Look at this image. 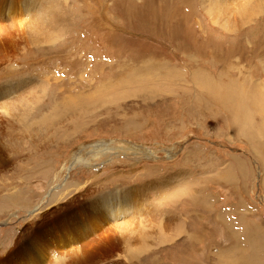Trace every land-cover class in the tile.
I'll return each mask as SVG.
<instances>
[{
    "label": "rangeland",
    "instance_id": "374dc122",
    "mask_svg": "<svg viewBox=\"0 0 264 264\" xmlns=\"http://www.w3.org/2000/svg\"><path fill=\"white\" fill-rule=\"evenodd\" d=\"M255 1L257 12L242 9L251 0H0V256L71 204L106 215L99 233L116 246L94 248V264H264ZM56 19L54 39L31 32L49 36ZM45 114L55 125L43 131ZM246 221L261 234L253 248Z\"/></svg>",
    "mask_w": 264,
    "mask_h": 264
},
{
    "label": "bare ground",
    "instance_id": "6f19581e",
    "mask_svg": "<svg viewBox=\"0 0 264 264\" xmlns=\"http://www.w3.org/2000/svg\"><path fill=\"white\" fill-rule=\"evenodd\" d=\"M251 1L253 3L250 2V4H247V7L244 5L242 9H244L245 11L248 10L252 12L253 11L257 12V7H261V5H257L258 3H255L256 2L255 0H251ZM229 12H232V11H228V13ZM58 23H59L58 19H56V22L54 24L51 23L52 25H50L48 29V30L52 29L49 36H46L45 35L46 33L44 34V31L42 30V26H39L38 29L32 30L31 32H35V34L37 35L42 34L45 41H46V38H48L49 40H52L56 36V32L55 34H53L52 31L60 29V27L56 28ZM230 24H232V22L228 23V25ZM64 25L65 24H63V26ZM52 26H55V28H53ZM37 35H34L35 38ZM36 39L38 41V38ZM148 67L150 69L156 68L154 64L148 65ZM39 84L35 85V82L33 79V84H32L33 88L31 87L30 89V91L32 92L29 94L30 97L24 96V99H26L27 102L25 104H23L24 102L23 103L21 102V104L24 105V109H25L26 104L30 108V109L29 108L25 109L27 112L28 110L31 111L32 107L35 108L37 106V102H38L37 100L40 97V94L37 95V91H38L37 87L40 86ZM19 105H16V106H19ZM59 106L57 108H54L53 111H56V113H59L58 112ZM9 108H10V111L14 112V110L11 107ZM15 116L16 115H14V117ZM61 118L63 122V119H66L65 114L61 115L59 119L58 118L57 119L60 120ZM58 120L56 121L58 122ZM54 122L55 121H53V118H51L50 114L49 115L45 114L41 118V125L43 124L42 130L43 129L48 130L52 126V124L55 125ZM15 125H16L15 123H12V121H10V126L12 129L15 127ZM30 125L31 124H29V126ZM31 129L33 132L32 134H30V136L27 135V139L29 137H33V141H35L37 137L39 138V140H43V141L46 140V136L43 134L44 132H42V130L36 133L33 128ZM100 145L101 144H98V145H95L96 147H91V148H94L96 153H98L99 151L103 152V147H101ZM23 146L24 147L26 146L25 143ZM99 148H101V150ZM81 152L82 151L80 150L77 157L75 156L74 162L81 163L83 161L84 163H86V161H84L85 158H83V153ZM6 163H7V160L5 159L4 155L2 154L0 150V169L4 168ZM88 206L85 207V209L83 208L81 210L79 209L78 211H75L78 208L70 204L63 211L62 209L59 211L58 209L57 210L54 209V210L45 212L43 214L42 221H38V223L35 224V226L33 225V228H31L30 230H29L30 227L26 228L24 230L25 232L22 233V235L19 237L16 244L11 248V250L7 251V253H5L3 256H0V264H50V258H51L50 256L53 253H56L59 255V258L55 261L56 264H94V262H96L100 258V255L96 251H94V248L109 250L112 247H115L116 244L113 239L107 238V239L102 240L101 235L99 233L101 230H104L106 228L105 226H106V223L108 222L106 217H104L106 215L96 213L91 216L86 211V209L88 210L89 208ZM73 217L84 219V221H80L79 219L76 221H67L68 219H71ZM107 235L109 236L108 233ZM142 245L144 246V244ZM145 245H146V242H145ZM126 249H129V248H127L126 246ZM126 249L124 248L123 252L129 257V251Z\"/></svg>",
    "mask_w": 264,
    "mask_h": 264
},
{
    "label": "crops",
    "instance_id": "0c3cea01",
    "mask_svg": "<svg viewBox=\"0 0 264 264\" xmlns=\"http://www.w3.org/2000/svg\"><path fill=\"white\" fill-rule=\"evenodd\" d=\"M254 222V221H253ZM246 230H247V232H246V237H245V241H247V243H248V245H251L252 246V248H253V246L255 245V243H256V241L258 242L259 241V238H260V241H262V239H261V234H260V236H258V235H253V236H249L251 233H250V231L253 229V231H254V234H256L255 233V230H256V228H255V224L254 223H252L251 221H246ZM254 224V225H253ZM260 232V231H259ZM243 240V241H244ZM242 241V242H243ZM243 247H245V246H243ZM251 248V249H252ZM261 248V247H260ZM260 248H258V250H260ZM259 257H262L261 255H259ZM257 260L260 262V261H263V260H261V258H257Z\"/></svg>",
    "mask_w": 264,
    "mask_h": 264
}]
</instances>
